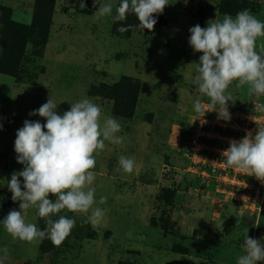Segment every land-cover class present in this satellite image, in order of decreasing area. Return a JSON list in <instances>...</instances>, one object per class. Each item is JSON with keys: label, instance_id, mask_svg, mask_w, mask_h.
Instances as JSON below:
<instances>
[{"label": "rangeland", "instance_id": "obj_1", "mask_svg": "<svg viewBox=\"0 0 264 264\" xmlns=\"http://www.w3.org/2000/svg\"><path fill=\"white\" fill-rule=\"evenodd\" d=\"M260 1L264 2L200 0L196 8L182 11L183 15L171 25L167 10H164L156 17L152 31L139 28L134 13L117 22H113L112 16L97 17L98 23L94 26L96 31L103 33L102 42L111 46L108 52L111 54L117 49L115 46H120L117 50L123 48V51L117 58L135 61L128 70L115 61L90 62V65L76 55L71 60L57 59L50 50L44 58L50 38L53 0H29L17 9L0 3V13L2 9L9 12L4 17L0 15V221L11 210H20V202L12 200L7 187L11 175L24 169V165L17 162L16 133L26 120L46 124L45 119L29 113L38 110L49 98L57 104L59 115L82 98L92 99L101 106L104 116L117 119L122 129L117 135L123 137L121 144L105 142L106 148L96 156L97 164L93 169L96 177L92 185L95 199L107 197L106 204L93 206L104 210L101 222L90 223V212L62 210L53 215V219L65 215L75 220L71 234L60 246H54L48 239L44 244L13 239L0 224V258L4 256L3 248L9 250V258L3 264H171L179 259L176 256L174 260L164 261L150 258L152 246L155 249L166 246L171 252H195L211 260L218 255V246L213 253L207 243L196 242L194 236L174 233L172 219L176 196L170 207L171 201H167L166 190L162 187L165 181L172 184L175 176L184 173L190 176L185 178L190 183L193 179L198 181L197 174L184 171L190 163L184 154L199 119L194 101L200 98L203 108L211 102L193 82L196 67L193 63H199L202 54L194 52L189 44L190 28L197 24L206 28L208 21L217 16L220 19L225 14L235 17L245 9L264 21V6ZM75 2L78 8L80 0ZM109 2L114 6L115 15V7L121 0H100V3ZM84 3L86 7L82 9L88 14L83 15L92 16L99 10L100 5L94 6L93 0H84ZM120 27L128 30L120 32ZM261 46H264V38L257 40V51ZM88 56L95 57L93 53ZM129 76L141 82L132 120L126 110H119L115 100L103 91L95 92L96 97L89 96L92 86L111 87L122 77ZM229 90L236 98L235 104L230 102L229 106L257 115L264 112L261 111L264 104L258 106L248 98L247 85L239 89L233 85ZM121 155L135 159L132 173L120 167ZM20 179L23 184V178ZM170 190L177 193L175 189ZM49 198L55 202V197ZM245 217L259 223L258 229L253 228V238H264V212L259 217ZM25 220L35 223L41 230L47 228L46 219L39 217L35 208L26 210ZM94 234L98 240L91 239Z\"/></svg>", "mask_w": 264, "mask_h": 264}, {"label": "clouds", "instance_id": "obj_2", "mask_svg": "<svg viewBox=\"0 0 264 264\" xmlns=\"http://www.w3.org/2000/svg\"><path fill=\"white\" fill-rule=\"evenodd\" d=\"M93 4L100 5L94 13L97 17L112 16L113 22H117L134 13L138 27L149 31L154 30L156 17L169 6L168 0H121L113 15L112 3L93 0ZM80 7H86L84 0H80ZM127 30L125 27L118 29L120 32ZM261 38H264V21L247 9L235 17L225 14L220 19L217 16L208 21L206 28L199 24L190 28L189 44L194 52L202 54L199 63H193L196 66L193 82L201 94L210 98L218 119H231L229 103L236 102L229 90L231 86L239 89L247 85L250 95L264 96V46L259 51L256 47ZM57 108L55 101L49 98L38 110L29 113L45 119L46 124L26 120L16 133L17 162L24 165V169L11 175L7 187L12 200L20 202V210H11L0 224L13 239L29 244H40L48 239L54 246H60L66 240L75 227V220L65 215L52 218L62 210L90 212V223L101 222L105 212L93 206L106 204L107 197L95 199L92 185L96 177L93 171L96 156L106 148L105 142L123 143V137L117 135L122 130L120 123L111 116H104L101 106L92 99H80L63 115L57 113ZM194 111L204 112L200 98L194 101ZM222 157L227 166L264 182V127L258 126L255 135L247 131L240 141L231 140ZM119 165L124 172L132 173L135 159L121 155ZM50 196L55 197V202ZM32 208L37 210L39 217L46 219V229L26 222L25 212ZM2 251L4 256L0 264L9 258L8 248ZM236 264H264V238H252L246 233Z\"/></svg>", "mask_w": 264, "mask_h": 264}, {"label": "crops", "instance_id": "obj_3", "mask_svg": "<svg viewBox=\"0 0 264 264\" xmlns=\"http://www.w3.org/2000/svg\"><path fill=\"white\" fill-rule=\"evenodd\" d=\"M28 1L0 0V3L17 9L23 6L22 4H27ZM168 2L169 6L166 7V10L169 25H171L181 17V14L183 15L182 11L196 8L200 0H168ZM260 2L264 6V2ZM97 23V16H86L77 12L75 0H56L50 38L45 47L44 58L50 50L57 59L71 60V57L76 55V57H83L82 61L90 65H92L90 62L97 64L115 61L118 65L121 64L124 69H131L129 67L135 64L133 59L121 60L117 58L123 48L118 51L120 46H115L116 50L111 54L108 52L111 46L107 47L102 42L103 33L100 30L96 31L94 26ZM91 53L95 56L93 59L88 56ZM248 98L253 99L258 106L264 104V96L257 98L255 95L249 94ZM147 134L150 135L148 130ZM188 165L184 171L186 173L191 171L193 175L197 174L198 181L193 179L194 181L190 183L185 179L186 176H190L184 173L175 176L176 180L172 184L165 181L162 187L165 190L175 189L177 191L174 218L172 219L175 224L173 231L180 236H194L195 241L200 244L201 242L207 243L213 253L216 251L214 248L218 246L220 248L218 255L211 260V258L195 252L181 254L166 250V246L156 249L152 246L150 248L152 253L149 257L156 258L157 261L174 260V256L179 257L175 263L171 264H213L212 262L215 264H236L237 257L242 254L245 234L248 233L253 238L254 229L259 228V223H256L254 218L248 220L245 216L259 217L260 213L254 207L247 208L239 202L227 199L220 194L221 189L215 184V179L209 178L206 173L193 168L191 163ZM221 258L227 259L228 262Z\"/></svg>", "mask_w": 264, "mask_h": 264}, {"label": "built area", "instance_id": "obj_4", "mask_svg": "<svg viewBox=\"0 0 264 264\" xmlns=\"http://www.w3.org/2000/svg\"><path fill=\"white\" fill-rule=\"evenodd\" d=\"M214 110L212 105L208 104L204 106L203 114L199 113L194 135L184 155L190 160L193 168L216 180L221 189L220 194L244 207H254L257 212L262 213L264 182L227 166L222 152L229 148L231 140L240 141L247 131H252L255 135L258 126L264 127V112L257 115L252 111L229 106L231 119L224 121L218 119V113ZM244 197L248 199L244 200Z\"/></svg>", "mask_w": 264, "mask_h": 264}, {"label": "trees", "instance_id": "obj_5", "mask_svg": "<svg viewBox=\"0 0 264 264\" xmlns=\"http://www.w3.org/2000/svg\"><path fill=\"white\" fill-rule=\"evenodd\" d=\"M55 2L56 0H53L52 4V14L54 13L55 9ZM166 11V9H165ZM77 12L80 14H88L87 11L82 9L80 6L77 8ZM9 12L7 10L2 9L0 15L4 17ZM140 90H141V82L138 79L130 78V77H122L121 80H119L117 83L112 85L111 87L100 85L99 87L92 86L89 91V96L96 97L94 95L95 92H102L107 94L110 99H114L117 103L118 109L126 110L127 114L130 116V120L133 119L135 115L136 105L140 96ZM130 112V113H129ZM167 194V201L169 202L170 207L173 206V198L175 195V192L172 190H166L165 192ZM170 225V224H169ZM91 228V227H90ZM91 239L96 240L97 235L94 234L91 236ZM112 242V239L110 240ZM44 244V241H43ZM43 249V246H42ZM176 253L181 254H188V251H180V250H173ZM215 264L214 262H212Z\"/></svg>", "mask_w": 264, "mask_h": 264}]
</instances>
